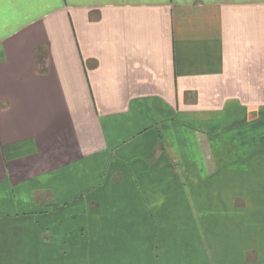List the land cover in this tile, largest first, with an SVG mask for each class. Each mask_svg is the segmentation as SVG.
I'll list each match as a JSON object with an SVG mask.
<instances>
[{
  "label": "crops",
  "instance_id": "crops-1",
  "mask_svg": "<svg viewBox=\"0 0 264 264\" xmlns=\"http://www.w3.org/2000/svg\"><path fill=\"white\" fill-rule=\"evenodd\" d=\"M0 264H264V0H0Z\"/></svg>",
  "mask_w": 264,
  "mask_h": 264
},
{
  "label": "rangeland",
  "instance_id": "rangeland-1",
  "mask_svg": "<svg viewBox=\"0 0 264 264\" xmlns=\"http://www.w3.org/2000/svg\"><path fill=\"white\" fill-rule=\"evenodd\" d=\"M227 160H231V159H227L226 158V161ZM232 161L230 162V165L227 167L226 166V170H230L232 171L234 166L232 165ZM237 166V170H241L242 172L243 171H248L249 170V167L248 166H240L238 167V164H235ZM236 166H235V170H236ZM236 170V171H237ZM228 178V179H227ZM233 175L232 174H229V175H226V179L228 180V183H226V197H225V202H227V205L228 206H225V207H222V214L225 216V218H227L228 216H233V215H241V216H247L249 215V211H250V202H249V199H248V196L247 194L243 195V194H238V193H233V191L231 190L232 186H233ZM241 184H246V182L244 183H241ZM253 185V184H252ZM251 185V186H252ZM244 186H247L245 188H248L250 187V184H247V185H244ZM200 207H197V206H193L192 207V214L194 215V217L196 218V215H199V212H200ZM197 229L200 231L198 233V239L199 241L201 242V246L203 247H206L208 246L207 243H206V239L204 237V235H202V230H201V224L196 222L195 223ZM226 237V236H225ZM224 237V241L227 242L228 240L231 241V238L228 239L227 237L225 238ZM207 249V248H206ZM207 258H208V261L211 263L213 261L212 259V254H210L208 252L207 254Z\"/></svg>",
  "mask_w": 264,
  "mask_h": 264
}]
</instances>
